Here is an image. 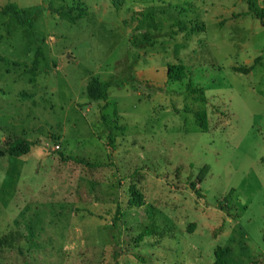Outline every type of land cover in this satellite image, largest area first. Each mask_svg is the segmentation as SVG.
Returning <instances> with one entry per match:
<instances>
[{
  "label": "rangeland",
  "instance_id": "obj_1",
  "mask_svg": "<svg viewBox=\"0 0 264 264\" xmlns=\"http://www.w3.org/2000/svg\"><path fill=\"white\" fill-rule=\"evenodd\" d=\"M6 3L41 10L27 27ZM263 5L0 0V151L33 142L0 154V236L17 233L0 264H213L217 246L226 264H264ZM176 63L184 77L168 79ZM90 77L114 82L105 99L86 96Z\"/></svg>",
  "mask_w": 264,
  "mask_h": 264
},
{
  "label": "trees",
  "instance_id": "obj_2",
  "mask_svg": "<svg viewBox=\"0 0 264 264\" xmlns=\"http://www.w3.org/2000/svg\"><path fill=\"white\" fill-rule=\"evenodd\" d=\"M112 5L114 7H118L121 5L123 0H110ZM249 6H251V2H249ZM48 9L52 12H56L60 17L70 21L75 22L77 19L83 17L86 14L85 8L78 7V12L75 14H72L69 10L62 11L58 9H54L51 7V5H48ZM41 9H36L32 14H38ZM1 12L4 14H11L18 24L24 25L27 27H31V13H26L24 10L18 8L14 3H6L1 7ZM256 16L263 21L264 18V5L261 7L260 11L256 13ZM182 29L184 30L185 27L183 26ZM41 55V48L38 46L34 52V58H33V64L38 63V57ZM251 66H242V67H235L236 72H240L243 74H246L251 70ZM31 75L34 74V68H31L29 70ZM166 75L168 79H180L184 77V65L181 63L176 64H170L167 66L166 69ZM129 78V77H128ZM114 84L113 81H102L97 79L96 77H90L88 81L85 84L84 92L86 96L91 100H103L107 96L108 88ZM187 90L191 94H198L197 97H199L201 100H205V98L202 95L201 88L194 85L191 81L187 83ZM195 122L196 124L202 128L205 129L206 124V114L204 110H197L195 111ZM116 136V132L113 130H110L107 134L108 141L110 145L112 146V142L114 140V137ZM33 142L24 138V137H16L12 141L8 142L5 149L0 151V154H7L9 156H19L20 154H25L29 151L30 147L32 146ZM72 158V157H71ZM74 159V158H72ZM78 161L84 162L80 159ZM86 163V162H85ZM193 186V183H191ZM131 191V197L128 200V204L130 206L139 207L143 204V196L142 193L132 186L130 188ZM121 217V210L117 206L114 211L113 216V223L120 221ZM194 226V223H190L188 227V231H191L192 227ZM156 232V226L151 223L150 225H146L142 231H140L136 236H134L133 240L134 243L139 242L142 240V238L146 235L155 234ZM17 236L16 232L9 231L7 233H4L0 236V247H7L12 248L14 244V240ZM226 252V249L217 246L214 250V262L213 264H226L223 260L224 253Z\"/></svg>",
  "mask_w": 264,
  "mask_h": 264
}]
</instances>
